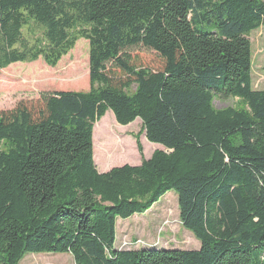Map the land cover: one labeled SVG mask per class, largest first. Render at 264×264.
Listing matches in <instances>:
<instances>
[{
  "label": "trees",
  "instance_id": "16d2710c",
  "mask_svg": "<svg viewBox=\"0 0 264 264\" xmlns=\"http://www.w3.org/2000/svg\"><path fill=\"white\" fill-rule=\"evenodd\" d=\"M262 27L264 0H0V79L17 63L55 67L83 39L90 80L0 113V264H264V90L250 40ZM139 47L161 68L136 66ZM230 99L241 107L215 109ZM108 111L122 127L140 120L163 150L145 159L137 141L140 165L99 172L94 127ZM172 191L199 249L116 248L118 219Z\"/></svg>",
  "mask_w": 264,
  "mask_h": 264
},
{
  "label": "rangeland",
  "instance_id": "374dc122",
  "mask_svg": "<svg viewBox=\"0 0 264 264\" xmlns=\"http://www.w3.org/2000/svg\"><path fill=\"white\" fill-rule=\"evenodd\" d=\"M36 36L33 37L27 29L24 30V37L30 40V43L39 38L40 34ZM250 38L253 41V88L264 90V27L252 32ZM130 54L138 67L159 69L162 66L161 59L154 51L139 47L131 50ZM89 89V43L82 39L55 67H50L43 59H39L35 62L13 64L4 69L0 79V113L11 111L21 103L38 104L44 94L87 92ZM214 107L217 110L238 109L241 104L239 100L233 99L215 100ZM113 122L116 128L109 129ZM93 141L95 164L99 168L101 163L107 170L123 165H140L142 157L137 148V141L143 147L145 159L151 158L155 145L147 141L140 120L122 127L117 124L111 111L95 125ZM116 232L120 249L198 250L200 247L199 241L181 224L178 197L173 191L166 194L145 214H138L127 220L118 219ZM20 264L76 263L68 254H40L28 255Z\"/></svg>",
  "mask_w": 264,
  "mask_h": 264
},
{
  "label": "crops",
  "instance_id": "0c3cea01",
  "mask_svg": "<svg viewBox=\"0 0 264 264\" xmlns=\"http://www.w3.org/2000/svg\"><path fill=\"white\" fill-rule=\"evenodd\" d=\"M250 40H251V38H250ZM253 43V41L251 40V44ZM253 50V49H252ZM157 150H163V147L162 146H160V145H157V144H155L154 145V147H153V153L155 152V151H157ZM98 167V166H97ZM99 172H107V171H109V170H111V168L110 169H105V167L100 163V166H99ZM116 248H118V245H117V233H116ZM168 249V248H167Z\"/></svg>",
  "mask_w": 264,
  "mask_h": 264
},
{
  "label": "water",
  "instance_id": "95a60500",
  "mask_svg": "<svg viewBox=\"0 0 264 264\" xmlns=\"http://www.w3.org/2000/svg\"><path fill=\"white\" fill-rule=\"evenodd\" d=\"M166 152H167V153H171V151H169V150H167Z\"/></svg>",
  "mask_w": 264,
  "mask_h": 264
}]
</instances>
